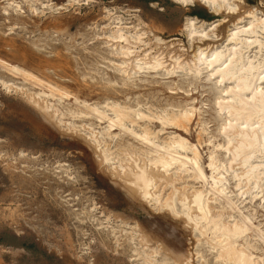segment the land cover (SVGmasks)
Instances as JSON below:
<instances>
[{
  "label": "rangeland",
  "instance_id": "1",
  "mask_svg": "<svg viewBox=\"0 0 264 264\" xmlns=\"http://www.w3.org/2000/svg\"><path fill=\"white\" fill-rule=\"evenodd\" d=\"M41 1L50 4L55 12L46 11L36 18L21 3L26 17L11 14L7 21L0 13V59L24 68L41 81H28L0 69L4 81L24 88L22 92H15L0 85V263L142 264L144 256H136L133 253L136 245L128 241L133 236L134 243L142 250L146 247L159 250L155 258L158 262L148 264H218L212 259L214 252L209 250L210 233L195 232L193 224L182 214L174 217L167 208L140 197L126 184L127 177L119 169L114 170L102 162L100 151L89 137L87 124H92L95 132L105 124L90 116L83 102L100 106L111 101L125 106L138 105L142 112L149 114H159L164 109L170 110L171 106L192 105L196 111L187 135L167 127L159 136L164 138L172 133L185 137L198 148L201 166L209 176L207 166L212 145H225L228 141L232 151L238 145L235 134L243 127L240 122H232L229 128L223 131L220 128L226 115L218 110L216 96L233 81L216 84V79H207L205 71L195 77L189 69L194 65L198 49L210 53L223 47L235 32V26L247 27L251 21L249 13L257 17L264 15V0H228V4L237 5V8L231 11L225 6L218 13L201 0L188 6L173 0ZM118 16L123 27L134 26L144 34L140 43L127 46L109 42L107 37L113 35L114 18ZM187 18L203 23L207 36H188ZM257 32L256 39L263 42L264 36ZM116 46L130 48V61L134 57L153 63L155 59L162 67L148 75L140 73L133 77L130 72L124 78L109 62L122 60V56L109 54ZM255 52L248 50L245 56L252 57ZM256 58L264 59V46ZM130 69L132 66H128L127 71ZM169 72L175 74L166 75ZM48 84L53 96H50ZM260 86L264 88V80ZM41 91L47 96L43 101L34 96L36 103L32 94ZM61 93L68 98L64 96L58 101ZM44 102L60 112L80 110L88 117L71 119L65 116L60 123L57 116H51V110L42 109ZM70 121L76 128L68 125ZM161 129L160 123L153 124L154 131ZM113 133L119 134V130ZM103 142L113 156L118 153L123 158H127L126 153L130 154L125 148L127 144L140 147L121 132L120 137L104 138ZM119 147L121 151L118 152ZM216 154L219 159L228 157L222 150L217 149ZM256 161L252 159L253 163ZM225 166L229 171L226 178L230 191L237 195L244 191L253 193L245 178L237 187L234 186L237 179H231L235 175L241 177L244 172L239 159ZM160 175L155 182L162 203L169 200L174 190L176 197L181 199L182 195L189 197L203 189L202 184L187 173L176 179L168 176L170 180L167 176L161 179ZM245 197L248 203L250 197L243 196L242 200ZM218 203H211L213 215L223 213L226 217L232 213L222 210ZM252 205L264 225L263 212L257 204ZM112 227L116 228L114 235ZM4 235L18 237L22 247H4V242L11 243ZM161 256L168 261L161 262Z\"/></svg>",
  "mask_w": 264,
  "mask_h": 264
},
{
  "label": "bare ground",
  "instance_id": "2",
  "mask_svg": "<svg viewBox=\"0 0 264 264\" xmlns=\"http://www.w3.org/2000/svg\"><path fill=\"white\" fill-rule=\"evenodd\" d=\"M74 1L76 0H73V3ZM173 1L177 4L188 6L193 5L196 0ZM201 2L215 13H218L225 6L231 11L237 8V5L228 4V0H201ZM1 3L0 13L7 21L10 20L11 14L21 16L22 18L26 17V12L23 11L22 6L26 7L27 12L36 18H39L46 11L55 12V9L53 10L50 4H45L41 0H21V2L17 0H3ZM248 16L251 21L247 27L246 25L240 28H236L238 26H235V32H232L230 38L227 40L228 44L221 48L217 47L210 53L198 49L194 56V65L192 69H189L191 75L195 77L200 76L205 71L207 79H216V84L233 81L230 87L220 89L219 94L216 96L218 110L226 115V118L221 122L220 128L223 131L226 127L229 128L232 122H238V124L240 122L239 125L243 127L239 128L240 130L238 129L239 131L235 134V137L238 139V145L233 147L232 151L228 147V141L225 145H212L207 166L210 171L209 176L206 175L201 166V154L198 148L191 145L185 137L172 133H169L164 138H160L159 136V133L163 132L167 127H172L187 135L196 111V108L192 105L190 107L171 106L170 110L164 109L159 114H149L142 112L138 108V105L135 107L130 105L125 106L111 101L105 102L103 106H100L98 104L86 105L83 102L85 109L91 114L89 115L105 124L104 127H100V131L98 132L94 131L92 124H87L88 128H90L89 137L100 151L102 162L109 164L114 170L119 169L127 177L126 184L130 188L135 189L140 197L156 205L159 204L163 208H167L170 213L174 214V217L175 215L182 214L193 224L195 232L201 233V230H203L210 233L212 244H210L209 250L214 252L212 259L218 262V264H264V225L258 220L257 209L252 208V204H257V207L263 212L262 217H264V88L260 86L261 81L264 80V59L258 60L256 58L264 46V38L262 42V40H258L255 37L257 36V31H260L262 36H264V15L257 17L252 12ZM114 19L116 20V23H114L115 31L113 35L111 34L107 37L109 42L117 45L124 43L128 46L142 41L141 36H144V34L139 33L140 31H137L136 27H123L119 16ZM238 21H241V19ZM197 24L200 25L197 27ZM203 25V23L197 22L196 18H187L185 29L188 36L199 34L207 36L204 34L206 32L203 29ZM253 49L256 50L254 56H245L248 50ZM109 54L122 56L121 61L109 62L115 67L116 72L124 76V78L128 77V73L130 72L133 77L140 73L148 75L150 72H157V69L162 67V64L155 59H153V63H147L145 59H134V57L130 61L129 57L132 52L129 47L116 46ZM128 66H132V69L129 71H127ZM180 68L184 69L183 67ZM0 69L11 75L41 83L39 78L29 71L9 64L2 59H0ZM168 74L175 73L169 72L166 75ZM124 84L125 79L123 80ZM0 85L8 91L22 92L24 90L23 87L16 83L4 81L1 77ZM48 86L51 88L49 84ZM50 92V96H53L54 92L52 93V88ZM225 94L228 96H225ZM32 95L34 101V96L42 101L44 96H47L42 91L35 92ZM64 96L67 97L66 94L61 93L58 101L62 100ZM35 102L37 103V101ZM42 109L47 112L51 110L50 114H53L51 116H57L60 123L65 116H69L71 119L88 117L86 112L80 110L65 109L60 112L47 102H44ZM107 110L110 111V114H108ZM154 123H160L162 129L154 131ZM68 125L76 128L73 121L68 122ZM115 129L119 130V134L113 133ZM201 131L205 133L204 128ZM120 132L128 135L140 146L137 148L133 143L127 144L125 148L130 151V154L126 153L127 158L119 157L118 153L113 156L114 153L103 142L104 138L114 140L116 137H120ZM98 135L100 138H98ZM217 149L228 154V157L225 155L224 160L219 159L216 156ZM116 151H121V147L117 148ZM135 157L137 160L134 159ZM140 157H144V160H140ZM238 159L244 172L241 177L237 175L231 177V179H237L234 186H239L245 178L253 193L244 191L237 195L227 187L229 183L226 175L229 171L225 164H230ZM252 159L257 161L253 163ZM140 164H142V167H140ZM229 169H231L230 165ZM159 173L161 174V179L164 176L170 177L171 175V179H176L180 174L187 173L189 174L188 177L201 183L203 189L195 191L189 197L181 194L180 199L176 197L177 191L172 188L175 193L171 197H168L169 200L162 203L160 195L156 192L155 180L156 177H159ZM169 177L168 179L170 180ZM246 195L250 197L248 203H245L247 197L242 200V197ZM210 197L212 198L210 199ZM212 202H219L218 204L222 210L227 209L232 213L227 214L226 217L222 215L223 213L221 215H213ZM246 206L249 207L246 208ZM99 226H103L101 221H99ZM110 229L112 230V235H114L116 228L112 227ZM135 240L133 236L128 238V241L132 242L134 246L136 245L133 253L136 256H144L142 264L158 262L155 259L159 255L157 248L150 249L146 247V250H142L141 246L134 243ZM141 241L144 240L141 239ZM159 247H161L160 244ZM146 251H149L154 257L150 256V254L148 255ZM201 258H203L202 255H200ZM160 261L166 263L168 259L161 256ZM186 264L191 263L188 262Z\"/></svg>",
  "mask_w": 264,
  "mask_h": 264
},
{
  "label": "crops",
  "instance_id": "3",
  "mask_svg": "<svg viewBox=\"0 0 264 264\" xmlns=\"http://www.w3.org/2000/svg\"><path fill=\"white\" fill-rule=\"evenodd\" d=\"M4 236H5L4 238L6 240H10L11 241V243H9V244H5V242H4V244H2V245H4V247H6L8 249H18V248H21L22 247V244L19 243L20 242L19 241L20 239L18 237L17 238H12V237H9V236H6V235H4ZM0 238H2V237H0Z\"/></svg>",
  "mask_w": 264,
  "mask_h": 264
},
{
  "label": "trees",
  "instance_id": "4",
  "mask_svg": "<svg viewBox=\"0 0 264 264\" xmlns=\"http://www.w3.org/2000/svg\"><path fill=\"white\" fill-rule=\"evenodd\" d=\"M149 1H153V0H149ZM192 15H193V16H198V17H201V15H200V14H198V13H192Z\"/></svg>",
  "mask_w": 264,
  "mask_h": 264
}]
</instances>
